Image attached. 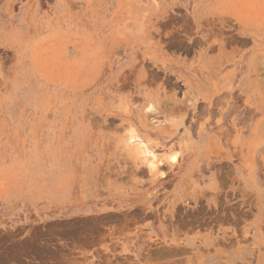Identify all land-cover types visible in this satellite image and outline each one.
I'll use <instances>...</instances> for the list:
<instances>
[{
    "label": "rangeland",
    "instance_id": "374dc122",
    "mask_svg": "<svg viewBox=\"0 0 264 264\" xmlns=\"http://www.w3.org/2000/svg\"><path fill=\"white\" fill-rule=\"evenodd\" d=\"M0 264H264V0H0Z\"/></svg>",
    "mask_w": 264,
    "mask_h": 264
}]
</instances>
